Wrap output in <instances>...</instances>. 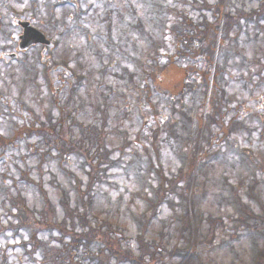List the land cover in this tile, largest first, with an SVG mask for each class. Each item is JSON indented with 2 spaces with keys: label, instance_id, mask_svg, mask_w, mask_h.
Wrapping results in <instances>:
<instances>
[{
  "label": "rangeland",
  "instance_id": "obj_1",
  "mask_svg": "<svg viewBox=\"0 0 264 264\" xmlns=\"http://www.w3.org/2000/svg\"><path fill=\"white\" fill-rule=\"evenodd\" d=\"M55 1L56 0L46 1L47 6L44 5L41 9V12H37L39 18H37L34 14H29L32 17L33 21L38 22V25L42 24V27L45 28V31L48 32L50 37L54 41L58 42V45L54 47V50L56 48L57 49L55 51H52L53 53L51 56V60H55L54 62L62 63V57L68 56V63L66 62L68 67L73 70L76 75L78 73L79 76H85L83 80L82 91L84 95H86L89 99H92L95 94L94 88L95 84L97 83V79L101 78L98 71L101 68L104 69L106 66L108 67L109 73L103 78L105 83L109 86H112L114 84L116 86V90L119 93L126 90L124 87L125 83L123 68L124 66L129 65L127 56L125 54L120 56L112 54V57L110 58V54L105 48V43L96 34L106 33V29L103 25H101L102 23H100V21L102 19L101 17L104 15V11H106L105 5L106 3H108L107 1L110 2V4H107V7L110 9L117 8V10H119L124 17L121 20L127 21L129 23V21L133 22L132 16L129 15V5L131 3L134 6L135 4L137 6L138 0H102V2H99L98 0H77L78 4L81 3V6L87 5V9L89 7L88 5H93L94 14H86L85 16H83L84 20L80 19V22L83 25L85 24L87 26V30H89L91 34L90 38L79 35V31L75 27V22L77 19H73L72 21L69 20L68 16L74 15L75 13V6L73 4L66 3L68 7L64 10V7L62 5V7L49 9L48 7L50 6V4L54 3ZM59 2H68V0H59ZM139 9L144 27H146L150 32L155 31L157 25L156 15L148 19L143 11L146 10V6L145 4L141 5V1H139ZM21 10L23 12H31L32 5H24L22 6ZM51 11L53 12V14H50ZM45 20L51 21L52 24L46 23ZM111 20L113 21V23L115 22L112 27L113 36L121 37L124 34L125 29L120 24H116V22L122 21H120V18L114 15H111ZM65 22H67L66 28L62 30ZM91 23L93 25H91ZM150 32H148V36L142 35L141 39L138 34L133 32L135 34H132L130 38L132 41V46H141L143 43H145V41L150 44ZM92 33L95 34V37L92 35ZM257 33H264V30L258 31L255 29H250V32H248L247 35L243 34L239 38H236L237 35L233 32L232 38L235 39L233 40V45L229 41L230 38H226L221 44H218L216 47L218 57L215 60L218 61V67H220L223 63L226 68L225 75L227 76V79L230 78V75H235L233 79L234 81H231L230 79L231 85L227 84L226 87V85H224V82H222V87L224 90H228L227 94L230 98L233 96H237L236 99L240 102L234 101L235 103L243 104L241 101L245 102L243 106L240 107V110L243 114L242 119H244V121L242 122L245 123V125L244 130L241 129L243 131L240 134L233 135L232 139L230 140V145H227V149L225 150L228 153L227 156L222 154L221 157H223V159L220 162L212 160L211 165L201 171L202 173L199 175V179L197 181L198 184H196V180L199 168L205 166V164L207 163V156L204 152L201 153L200 157L198 153H196L194 168L195 175L192 183L190 185H187L185 190L189 192L190 205V194L193 201V226L198 227V224L196 223L198 217L196 208L198 209V212L205 217V221L201 224V233H199L197 258H192L190 262H186V259H183V256L186 254V247H188L190 244L188 241L190 237L187 232L183 234L180 231V227L182 226V222L180 219H182L181 216H183L184 211L181 206H177V204L180 202L179 198L176 196H172L173 194H171L168 197H171V201L174 202L173 207H171L167 203L158 206L156 214L150 219L145 235L146 239L149 242L161 243V245L165 246L166 249L178 247L180 249V252L171 256L167 255V253L163 256L159 254L157 257V264H162V258H164L169 264H200L199 261H201L202 264H255V255L260 251L264 252V223L262 222V219L264 218V83L260 84L259 86V78L255 77V90L250 91V89H245L244 86H248L250 88L253 86V84L247 83V80L239 78V76L237 75V71L235 70L238 64L237 61L231 60L228 62L229 57L232 58L236 56V50L239 49L237 48V45L242 44V39H245L246 37H248V40H251L255 37V46L249 44L247 47V52L249 54L255 53V56H259L258 52H260L261 50V46H259V43L264 40V35L257 38ZM5 36L6 32L0 31V42L5 38ZM192 37H195L194 32L192 33ZM237 39H239V42L237 41ZM194 41L195 40H193V42ZM96 44L98 45V47L100 46L101 49L105 52L104 55L97 57L96 53L94 55L92 54V51L97 47ZM126 48V51L129 52L131 56L138 55V51H136L135 48ZM78 53H81V55L79 59H76L75 55ZM259 57L262 58V56ZM20 62H23L29 66H34L33 61H29L25 58L10 63H5L0 60V72L5 70H7L8 72L17 70L24 72L27 66L21 64ZM190 62V59L182 58V61L178 62V64H175V67H172L171 71L179 72L180 79L182 78L180 69L185 68V66L183 65L192 64ZM201 64L202 63L199 62V65ZM39 66L41 67L40 64ZM53 74L59 75L60 72H53ZM114 74H120V76L115 77ZM28 75L32 74L28 69H26L22 77V81ZM262 75L264 76V71ZM11 77L14 78V74L11 73ZM36 77L41 78L39 74H37ZM65 77H67L68 80L67 84L75 80V76L65 75ZM172 78L173 76H169L165 81V85H171ZM190 79L191 82L196 83L195 77H191ZM241 80L246 83H243ZM39 81L43 84L41 79ZM101 83L103 84V82ZM14 86H18V81L16 78H14V82L10 85L9 89L14 90ZM60 86L61 83L58 81L57 87ZM215 86L216 88L218 87L217 81H215ZM39 92H41L42 95L45 96L44 88H41ZM136 94L138 93H136L135 91H131V95ZM212 94L213 96L211 100H208V98L205 99L206 106L203 110L202 116H200L201 112H199L198 110L194 114L192 130L196 133V135L194 136L195 139L199 140L197 142H193L194 145L196 144V146H198L199 144L203 145V142H200V140H202L201 134L205 135L207 133L205 114L208 113L210 115L213 110L212 102L215 95L214 88L212 90ZM161 97L159 98L155 96L154 103H156L158 108V116H164V120H166V118L169 117L170 109L166 108L165 99H161ZM195 98L196 96H194V99ZM101 99L102 96L98 93V98H94L92 106L91 103H86L87 111L90 112L92 109L96 108L97 106L94 105L103 102ZM190 99L191 98L189 95L183 97V100L187 104L194 105L195 103L190 102ZM231 99L233 100V98ZM131 101L133 116L131 115L130 118L128 117L119 120L124 115L123 112L126 111L129 107V102H124L123 104L115 102V105L109 107V113H106V115L109 116L108 122H106L108 123L106 130L109 129L110 132H116L109 133L108 137H111H107V150L110 151V157L114 163L109 165V167H111L108 171V180L110 184L106 186H103L101 184L96 185L91 191L93 200L91 203L90 217L93 218L94 216H97V219L107 221L108 223L113 225L115 229L119 228L124 233V235L132 239L131 244H133L134 246L131 247V249L137 254V241L135 239L140 233V225L138 224L137 219L144 220L143 216L148 212L150 208L149 203L142 199V196L140 195L145 194L144 192H146L152 200L155 199V196L151 193V189H144L139 184L137 173L145 175V169L147 168L146 159L141 154L143 152L141 143L150 150H152V144L147 138V132L141 134V137L138 136L139 129L143 128V121L137 118V113L135 110L137 106L135 105L136 101H134L133 99ZM24 102L28 106L34 107L36 100L34 98H26ZM109 102L112 103V101ZM35 106H39L41 110H44L45 108V105ZM150 112L152 113L151 109L147 110L146 119H150ZM41 115L43 116L44 114ZM103 115V113L99 112L98 115L95 114L94 116L95 118H97L96 125L98 127H100V121ZM228 124H230V118L228 120ZM149 125L157 126L153 119L151 120ZM248 128L251 130V134L248 131L246 132V129ZM212 129L214 131L218 130L216 126H213ZM124 132L127 133V141H130L131 143L123 150L124 153H122V143L124 142L122 140V133ZM197 133H200V136H198ZM1 134H4L5 137H8L5 130L1 129ZM183 135L185 134L183 133ZM222 137L223 133L219 132V138ZM141 138L143 139V141H141ZM203 140H205V137L203 138ZM14 144L17 147L13 145L11 140H9L6 143V150L5 148H3V151H5L1 153L0 156L5 155V158L4 160H0V172H4L3 169L7 170L10 168V161L14 159V157H16L20 151L21 153L26 151V147H24L22 142L16 140ZM161 144L160 152L162 163L159 164L160 167H157L159 170H162L165 175H167L168 177H172L171 174L176 173L177 169L183 164L182 160H185V158L182 154L176 157L173 152V148H171L170 145L169 147L166 146L163 143L162 139ZM18 145L20 146V148H18ZM157 146H159V144H157ZM233 146H236V149L233 148ZM175 149L179 151L178 147H176ZM211 149L221 152L219 151L217 146ZM245 149L247 151L249 150L248 153H244ZM228 150H237L239 152L237 154H233L235 155L233 156L232 153H230V151ZM190 152L192 151L190 150ZM26 153L27 152H24L23 154ZM23 154H21L20 157H23ZM186 154L189 158L192 156V153L187 152ZM78 162L79 159H76L74 162L73 160H71L70 165L77 166ZM36 163L37 162L36 160H34V158L32 160L28 159L26 161V164L29 166H34L36 165ZM19 165L22 166V168H26V165H24V163H22L20 160ZM52 166L53 167L51 168V170L53 174L59 175L60 184L62 185V187H67V180H65L58 173L56 167H54V163H52ZM139 167L142 168L140 169ZM255 169L259 170V172L255 173ZM75 170L80 178L84 177L83 170ZM6 173L8 176L17 177V172H15L14 170H12L10 173ZM48 175L49 173L47 168L46 171H44L42 174L38 173L37 168L35 169L34 177L40 176L43 179L45 178L47 186L48 180L51 178V176L48 178ZM155 179V177L149 178V181L154 186L157 185ZM10 181L13 182L11 178H8L5 183L8 182L10 184ZM199 184L201 185V187ZM47 189L49 192L50 202L54 207L57 208L58 215H61V210L58 205L60 190L55 189L52 186L47 187ZM14 192H16V190H14ZM29 198L33 203L36 204L35 209L43 211L47 207V205L46 207H43L42 203L39 202L36 195L31 196L30 194ZM1 199H3V197L0 195V200ZM33 203H30V205H34ZM235 204H237V206H235ZM1 213L2 212H0V214ZM211 218L215 220V237L213 238V242L210 244L208 241H206L205 237L207 233H209ZM251 227H253V231L259 230L261 232L251 233L249 231ZM55 234L57 235V232H55ZM48 235L49 234L47 233H42L40 234V238L47 239ZM22 239H28V237L22 236L20 237V240ZM20 240L19 238L15 240L7 239L8 245L10 247H16L18 245V241ZM152 249H156V246H154ZM8 252H10L6 254L8 257V264H32L27 261L26 256L21 260V249H10L8 250ZM99 254L100 252H98V255ZM189 254L190 253H188V255ZM2 255L3 252L0 251V262L2 259ZM20 260L23 261V263H20Z\"/></svg>",
  "mask_w": 264,
  "mask_h": 264
},
{
  "label": "trees",
  "instance_id": "obj_2",
  "mask_svg": "<svg viewBox=\"0 0 264 264\" xmlns=\"http://www.w3.org/2000/svg\"><path fill=\"white\" fill-rule=\"evenodd\" d=\"M60 141L63 143V140L59 137ZM83 231L81 233V236L84 238L85 242L83 243L85 248L79 249L77 246H73L74 252H83L84 255L89 256L90 258H93L94 255L90 253V243L86 242V240H90L93 238L98 237L101 235V238H103V243L106 245L104 249L109 250L108 259L112 256L119 258V257H126L125 252L121 251L117 247L112 246V243L108 240V235L106 233H100L96 228L92 227V225H89L87 222L83 224ZM79 236V234H77ZM76 241V240H75ZM54 249H52L50 252H53ZM103 253L105 252L104 250L102 251ZM47 253V252H46ZM45 253V255H46ZM74 253L72 250H66L65 253L60 251H55L52 253V258L55 263L57 264H68V261L73 257Z\"/></svg>",
  "mask_w": 264,
  "mask_h": 264
},
{
  "label": "flooded vegetation",
  "instance_id": "obj_3",
  "mask_svg": "<svg viewBox=\"0 0 264 264\" xmlns=\"http://www.w3.org/2000/svg\"><path fill=\"white\" fill-rule=\"evenodd\" d=\"M13 3H15V2L13 1ZM0 10H2V7H0ZM29 14H31V12H26L25 11L22 14H17V16L14 15L13 13H11L10 16H9V18H12L13 17L14 25L15 26H18L17 31H16V34H14V32L9 33V36H10L11 40L13 42H15V41L17 42L16 49L18 48V45L20 43V34L23 32V29L20 27V25L17 24V21L21 17L22 18L21 19L22 21H28V22L31 21L33 23L34 21H33L32 17ZM0 20H1V16H0ZM4 24H8V22L7 21L0 22V25H4ZM19 28H20V32H19ZM31 46L32 47H30L28 50H30L31 48L37 47V46H41V47H43V49L45 51H47V49L45 48V46L44 45H41V44H36V45H31Z\"/></svg>",
  "mask_w": 264,
  "mask_h": 264
},
{
  "label": "bare ground",
  "instance_id": "obj_4",
  "mask_svg": "<svg viewBox=\"0 0 264 264\" xmlns=\"http://www.w3.org/2000/svg\"><path fill=\"white\" fill-rule=\"evenodd\" d=\"M179 131H181L180 129H179ZM149 177H151V175H149ZM171 207H173V206H171ZM201 222V221H200Z\"/></svg>",
  "mask_w": 264,
  "mask_h": 264
}]
</instances>
